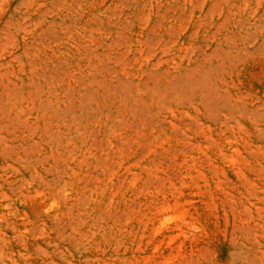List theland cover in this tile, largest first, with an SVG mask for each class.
<instances>
[{"label": "rangeland", "instance_id": "obj_1", "mask_svg": "<svg viewBox=\"0 0 264 264\" xmlns=\"http://www.w3.org/2000/svg\"><path fill=\"white\" fill-rule=\"evenodd\" d=\"M0 264H264V0H0Z\"/></svg>", "mask_w": 264, "mask_h": 264}, {"label": "bare ground", "instance_id": "obj_2", "mask_svg": "<svg viewBox=\"0 0 264 264\" xmlns=\"http://www.w3.org/2000/svg\"><path fill=\"white\" fill-rule=\"evenodd\" d=\"M15 83H16V82H15ZM207 103H208V102H207ZM260 114H261V113H260ZM45 130H46V129H45ZM45 130H44V131H45ZM48 133H49V132H48Z\"/></svg>", "mask_w": 264, "mask_h": 264}]
</instances>
